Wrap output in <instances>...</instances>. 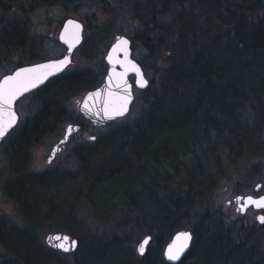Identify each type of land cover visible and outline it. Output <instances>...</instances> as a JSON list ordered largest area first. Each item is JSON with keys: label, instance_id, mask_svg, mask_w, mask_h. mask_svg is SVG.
<instances>
[{"label": "trees", "instance_id": "obj_1", "mask_svg": "<svg viewBox=\"0 0 264 264\" xmlns=\"http://www.w3.org/2000/svg\"><path fill=\"white\" fill-rule=\"evenodd\" d=\"M59 1L64 0H36L38 3ZM263 1L127 0V3L133 4L134 16L141 21V27L130 37L136 47H142L146 52L141 54L140 61L150 81L136 98L144 106L142 112L122 129L124 144L121 140H108L101 135L93 140L89 156L95 158L93 165L90 162L86 164V179H90V188L95 187V191L101 187L95 196H102L106 202L105 197L111 194L112 188L120 182L129 181L131 191L125 193L129 197L122 194L120 200L136 201L134 195L146 186L143 180L147 176L149 180L164 178L167 183L172 179L171 176L164 177L169 165L176 169L174 174H180L177 166L179 159L186 157L187 148L192 146L190 162L182 163L178 187L170 191L164 202L157 195L153 196L157 213L144 222L145 226L149 223L147 220H151V225L139 228L137 216H131L121 225L128 238L142 236L141 230L150 234L149 248L155 249L164 246L176 230L191 229L194 233L192 247L177 264H184L188 258L194 257V264H234L233 259L238 262L237 256L230 255L227 241L230 229L228 222L222 218L226 206L220 204L211 211L206 205H209L210 198H215L218 179L225 173L220 168L232 165L241 158H251L257 151H264V75H259L261 70L264 71ZM9 7L6 0H0V9ZM2 18L6 20V17ZM9 22L18 23L17 18ZM96 27L100 32L103 30L102 42L108 43L107 30L101 29V25ZM6 36H9L8 42L14 43L20 36L19 28L12 27ZM11 46L14 47V44ZM219 52L225 55L221 60L216 59ZM226 56H234V63H230ZM218 61L221 63L219 67ZM251 77L259 89L249 88ZM101 79L102 74L94 76L90 69L70 70L53 77L32 92L38 100L35 114L26 118L21 116L12 130L9 164L13 165L4 168L9 172L5 189L22 206L27 219L21 222V226L11 221L10 227L0 221V236L11 253L6 264L49 263L46 247L38 246L37 237L46 226H52L47 222L55 221L53 213L60 206L53 203L54 198L41 194L45 190L42 184H38V192L35 187L33 190L26 188L25 197L32 200L25 198L23 203L16 190L22 186L13 177L30 159L34 143L43 142L49 136L61 135L63 126L69 120L72 98L85 93L93 87V82ZM250 106H255L250 109L258 110L260 117H253L252 123L237 119L235 111ZM211 137L227 142L225 149L229 152L226 159L223 156L224 160L220 158V162H212L207 157L211 146L205 145L204 140ZM83 149L76 148L78 152ZM199 154L203 155V160L198 157ZM156 155L164 156L155 158ZM11 158L14 159L12 162ZM101 204L103 202L96 203L98 207ZM32 207L37 212L47 209L48 214H35ZM56 222L58 226L59 221ZM175 225L177 228H174ZM57 226L53 229H60V225ZM127 227L129 230L125 231ZM28 231L30 234H27ZM117 232V228L113 230L115 235ZM85 252L87 257L95 251H89L87 247ZM148 258L144 264H171L165 260L164 254L161 258Z\"/></svg>", "mask_w": 264, "mask_h": 264}, {"label": "rangeland", "instance_id": "obj_2", "mask_svg": "<svg viewBox=\"0 0 264 264\" xmlns=\"http://www.w3.org/2000/svg\"><path fill=\"white\" fill-rule=\"evenodd\" d=\"M6 1L11 3L10 7L8 8L10 10L8 13H6V9L1 11L2 13L0 16H5L6 20L0 18V34L2 33L1 27L6 26L10 20L12 21L16 18L18 20L21 13L20 7L27 5V10L25 9L24 12L28 17L29 22L33 23V25L38 28V31L44 34V42L42 41L41 43L40 41L39 47L40 54H42V56L55 57L61 54L62 49L57 45L56 38L52 35V30L60 26V24L68 16L82 19L88 23H91L88 33H90L94 28L97 29V25H101V29H106L109 35L108 38H106V41L108 40L107 49L115 40L118 33L131 36L134 35L141 27V21L136 16H134L133 4L127 3V0H64L53 3H38L36 0ZM261 5L262 9H264V4L261 3ZM18 7L19 11L16 10ZM1 40L2 39L0 35V43ZM3 44L4 43L0 44V77L14 68V65H10L8 60L13 62L17 59L16 57H18V54L21 53L13 52L12 49L8 52L5 50ZM79 54L80 51L75 52V57L79 58ZM6 55L9 57L6 58ZM20 57L23 56L21 55ZM223 57H225L223 53H216L217 60H221ZM233 57L234 56H228L227 60L230 63H234L235 59ZM82 59L95 63L101 59V56L100 54L95 55V53H91L89 58ZM160 60L159 62H161ZM217 64L219 67L221 64L220 61H218ZM259 75H264V71L261 70ZM248 86L252 90H257L258 88L256 86V81H253L252 77L249 79ZM83 94L74 96L72 98V108L69 110L68 114L69 120L67 123L82 125L81 129L75 131L71 136V141L68 144L69 149H72L69 163H67V165L64 167V165L60 162V159H54L53 157H51V163L48 162L50 154L56 150L54 145L61 137H63L64 133L66 132L67 123H65L60 136H49L43 142L37 141L34 143L30 159L24 166L20 167L21 169L15 177L12 176L13 178L18 179V182L22 186L20 189L16 190L20 194V198H22L21 201L23 203H25V198L31 199V197H25V193L28 191L27 189L32 188L33 190L35 187L34 190L37 191L38 184H42L41 187L45 190H43L41 194L43 196L46 195L51 199L54 198L53 203H57L60 206L59 210L53 213L55 221L49 220L47 223H50L53 228H56V221H59L60 227L59 225L57 227L60 229H55L56 231L59 230L60 232H67L75 237L79 236V247L75 252L70 251L63 253L61 252L62 250L60 251L56 248H53L51 249L53 250V255L51 256L48 250H50V247L52 248L51 244L54 241L53 239H50L48 235L49 232L52 231H40L38 233L40 238L37 237V244L40 247L43 245L46 247L45 251L47 252L50 259L49 263L47 264H74V262L75 264H83L85 263L86 258H89L90 256L87 255L86 257V254H88L85 252L87 247H89V251L94 250L95 252H89L91 256L89 261L85 264H144L146 263L145 261L149 259L148 257L161 258L164 254L163 245L156 249L149 248L150 245H148L146 253L140 255L138 253V244L140 243L143 236L146 235V233H142L141 230L142 236L128 238L125 237L126 234L124 233V228L121 225L131 216H137L139 228L142 227L145 229L151 225V220H147L149 223L145 226L144 222L146 219H151L149 216H153L157 213V211L154 210L156 208V205L154 204L155 202L153 200L154 197L157 195V198L164 202L167 196L170 195V191L178 187L179 183H181L180 176L183 171L182 163L186 164V162H190V152L192 150V146L191 148H187L185 153L187 156H181L179 159L180 162L178 164L176 163L180 168V174H174L176 169L174 166L170 165L168 166V169H166L167 172L166 170L164 171V177L171 176L172 178L167 180V183L169 184L164 182V178H154L153 180H149L147 176L143 180L144 183H147L146 186L142 189H138V193L134 195L136 196L135 198H137L136 201H129L126 198L124 202L120 200L121 195L123 194L124 196L129 197V195L126 194H128V191L131 190L128 185L129 181H123L120 182L118 186H115L114 189H111V194L105 197L108 201L106 202L102 196H95V193L101 191V187H98V190L95 191V187L93 189L90 188V179H86V175L88 174L85 173V169L87 167L86 164H88V162L92 164V161L95 158V156L94 158H92L93 156L91 158L89 156V152L91 150L90 147L92 146L93 142V140L90 138L95 136L96 139L94 141H96L101 135L102 137L105 136V138L108 140H121V144H124L125 137L122 131L123 127L126 124L131 123L133 121L132 119L142 112V107L144 106L135 101L127 115L110 124L95 126L90 121L83 119L79 112V102L82 99ZM238 101L243 102L244 100ZM254 107L255 106H250L243 109H237L235 111L238 114L236 115L237 119L242 120V122L252 123L253 117H256L257 115L260 117L258 110L250 109ZM37 108L38 100L35 93L27 94L17 102V111L19 112L20 116H22V118L34 115V112ZM200 138L203 139L204 137ZM204 143L205 145L208 144L211 146L207 157L212 160V162H220V158H222V160L226 159L225 156L228 155L229 152L228 149H225L227 142H223V140L220 139L215 140V138L211 137L205 139ZM190 144L193 143L190 141ZM77 147H80L81 149L85 148V150L83 149L78 152L76 150ZM87 156L89 158H87ZM99 156H96V160H99ZM163 156L156 155L155 158H160ZM202 156V154H199L198 157L203 160ZM9 157L4 158L3 155L0 154V216L5 214L9 217L10 215L11 220L17 225L21 226V222L23 221L24 223L26 218L23 208L14 200L13 197H10L9 191L5 189L9 172L7 169V171L4 169L6 165H4V159L10 162ZM252 159H249L248 161L240 160L236 163H233L231 166L237 168L249 166ZM13 160L14 159L11 158V162ZM8 165L13 164L11 163ZM10 168H12V166H10ZM230 171L234 172L236 169L231 168ZM225 174L226 173L221 174L218 179L221 183V186L223 185V188L231 186V181H222V176ZM112 184L113 183H109V185ZM218 186H216L215 198H210L209 205H206V207L211 211L214 209V207L218 206L217 204L224 205L226 201L230 199L228 193H226L227 191H222V189L220 190ZM41 194L40 196L42 197ZM59 197L61 200H59ZM219 199L221 202H219ZM97 201H99V203L103 202V204L98 207L96 205ZM27 208H29V206H27ZM32 210V212L40 216H45L48 214L46 212L47 209H39V212H37L36 209L32 207ZM204 225L205 223L203 224V228ZM116 228L119 232H117L115 235L113 230ZM174 228H177V225H175ZM185 228L189 229L188 227ZM128 230V227L125 228V231ZM27 234H30V232L28 231ZM80 247L85 254L81 251ZM194 263H196V257L188 258L184 262V264Z\"/></svg>", "mask_w": 264, "mask_h": 264}, {"label": "flooded vegetation", "instance_id": "obj_3", "mask_svg": "<svg viewBox=\"0 0 264 264\" xmlns=\"http://www.w3.org/2000/svg\"><path fill=\"white\" fill-rule=\"evenodd\" d=\"M26 6L27 5H23L20 7L21 13L18 19L19 22L17 20L18 23L12 24L11 22H9L6 26L1 27L2 29V33L0 34L1 39H2L1 43H4L3 45L5 47V50L9 52L12 49L13 52L22 53V54L21 53L18 54V57H16L17 59L13 61L14 63L8 60V62H10V65L12 64L14 65V68L12 70H9L6 73L13 71L16 67L21 66V65L33 63V62L47 59V58L60 57L67 50V46L64 43H62L60 40V32H61V28L63 26L64 21L70 16L66 17L64 21L60 24V26L52 30V35L56 38L57 45L62 49L61 54L55 57L42 56V54H40L39 47H40V41L41 43L42 41L44 42V34L39 32L38 28L35 27L33 23L29 22L28 17L27 15H25V12H24L26 9ZM2 10H5V8L0 9V15L2 13L1 12ZM9 10L10 9L7 8L6 13H8ZM16 10L19 11V7ZM2 17L3 16H0V18ZM80 20L83 22V25H84L82 42L74 50L72 54V62L59 75L66 74L70 72V70H72L73 72L74 70L76 71L79 69H90L92 70L94 76L98 77L99 75L102 74V79L99 82L95 81L92 84V80H91L90 84H92V86L94 87L103 80L105 73L108 69V63L106 61V54L109 48L107 49L108 45L106 42H102V38H101V36L103 35L102 31L100 32L96 28H94L92 29L90 33H88L91 23H88L87 21L82 20V19ZM9 25H10V28H9ZM12 27L19 28V34H20L18 40L15 41L14 43L8 42L7 39H9V36L8 38L6 36L9 32V29H11ZM12 44H14V47L11 46ZM131 47H132L133 57H135L139 62H141L140 56L141 54L143 55L144 53H146L145 50L142 47H139V46L136 47L132 38H131ZM77 51L78 52L80 51L79 58L75 57V52ZM91 53H95V55L100 54L101 59H99L95 63H92L89 60L87 61V60L82 59V58H89ZM21 55L23 57H20ZM8 57L9 56L6 55V58ZM18 62H21V63L19 64ZM142 67L144 69L146 77L149 80V77L145 71V67L143 65ZM132 79H134V76H132ZM141 89H144V88L134 87L135 100L133 104L135 103L138 92ZM80 129H81V126H79L78 130ZM11 132L12 130L8 131L7 135L0 142V154H2L4 158L9 157L11 153V138H12ZM74 132L75 131L73 130L72 134L68 136L65 143L63 144L61 143V140L64 137L63 136L59 139L58 141L59 143L57 142L54 145V148H56V150H55V155L52 157L54 159L55 158L60 159V162L64 165V167L67 165V163H69V160L71 159L70 157H71L72 149H69L68 144L70 143L71 136L74 134ZM57 148L59 149L58 151H57ZM249 159H252L249 166L237 168V167H233L229 165V166H224L219 169V170L224 169V172L225 173L227 172V174L222 176V181L223 182L231 181L230 182L231 186L224 187V188H223V185L221 186V183L219 181L218 188L220 190L222 189V191H227L226 193H228L229 198H230L224 204L226 206V212L223 211L222 214H224V216L222 215V218H224L228 222L229 229H230L227 231V241H228V244L230 245V248H229L230 255L232 254L238 257V262L236 263L234 262V259H233L234 264H241V263L242 264H264V224H261L257 219L258 215H264V209L258 210V209L249 207L247 212H245L244 214H241L236 211L237 205L235 203V197L245 196V195H252L254 197H259V196L264 195V151H257L255 152V155L253 154L251 158H241V159H238V161L240 160L248 161ZM8 164H9V161L8 160L6 161L4 159L5 167ZM231 168L236 169V171L231 172L230 171ZM237 174H240V175H237ZM229 201H232V203H229ZM219 202H221L220 199H219ZM217 205H220V204H217ZM1 220L5 222L3 224L8 225L10 227L11 221H12L10 215L9 217L5 214L1 215L0 221ZM44 230L47 232L52 231V232H49V235H48L54 241L51 244L52 248L50 247V250H48L49 254H51L52 256L53 250L51 249L56 248L61 251V249L55 247V245L59 244L62 239L59 241L56 240L55 235L56 234L63 235V234H69V233L60 232L59 230L56 231L55 229H53V226H46V229L44 228L43 230H41V232ZM0 245H1L0 264H6V262L10 260L11 253L4 245V241L1 236H0ZM76 249L73 252H75ZM61 252L64 253V251H61Z\"/></svg>", "mask_w": 264, "mask_h": 264}, {"label": "snow or ice", "instance_id": "obj_4", "mask_svg": "<svg viewBox=\"0 0 264 264\" xmlns=\"http://www.w3.org/2000/svg\"><path fill=\"white\" fill-rule=\"evenodd\" d=\"M69 24L74 25L77 33L81 30L82 26L79 23L74 21H68ZM79 37L77 36V39ZM129 41L127 39L117 37V43L113 46V52H116L118 49L121 51L127 52L126 46ZM109 61L111 62L113 57L109 55ZM122 63L121 61H117ZM71 60L68 56H65L64 59L55 60L47 64H38L31 68H20L12 75H6L0 79V140H2L12 129L18 120L17 113L14 110V104L16 100L24 95L26 92L31 91L32 89L37 88L40 84L44 83L49 76L55 75L63 71L69 64ZM131 68L133 71L137 72L141 76L140 87H145L147 81L143 79V75L140 73V69L136 65L132 64ZM123 74H121V79ZM111 82V77L109 78ZM128 87H125L124 95H113L109 93V99L104 103L103 113L107 119H116L117 117H122L128 111V105L131 102V93L128 91ZM101 97V92L97 91L95 93H90L88 97L83 102V110L86 112H91L92 108L90 107V102L96 98ZM98 115L99 113H94ZM78 131V129H77ZM73 132L72 126H68L66 129V137L70 136ZM90 139L95 140L96 137L93 136ZM61 143H65L64 140ZM59 149L57 148V151ZM55 155V152L50 154L49 163H51V157ZM232 203V201H229ZM235 203L237 205L236 211L244 214L247 212L249 207L255 209H264V196L254 198L251 195L248 196H237L235 197ZM258 221L261 224H264V215L257 216ZM51 239V238H50ZM56 240L63 239L67 241L68 237L61 238L60 236L55 237ZM192 236L189 232H181L176 237V242L168 246L167 255L170 260H178L180 254L188 246V242L191 241ZM75 241H72L71 244L59 243L55 247L61 249L64 252H70L75 249ZM148 244V239H144L140 244L138 251L141 255L144 254L145 245Z\"/></svg>", "mask_w": 264, "mask_h": 264}, {"label": "water", "instance_id": "obj_5", "mask_svg": "<svg viewBox=\"0 0 264 264\" xmlns=\"http://www.w3.org/2000/svg\"><path fill=\"white\" fill-rule=\"evenodd\" d=\"M68 21H74L75 23H79L82 26L81 30H79V32L77 33V30L75 29L74 25L69 24ZM83 30H84V25H83V22L80 19L75 18V17H68L64 21L63 26L61 28V32H60V40H61L62 43H64L67 46V50L62 56L55 57V58H47V59L39 60V61H36V62H33V63H29V64L18 66L13 71H11L9 73H6L3 76H1L0 79H2L6 75L14 74L20 68H31V67H34V66H36L38 64H47V63H50V62L55 61V60L64 59L65 56H68L69 59L72 62V54H73L74 50L77 48V46L82 42ZM77 36L79 37L78 39H77ZM117 37H121V38L127 39L129 41L128 45L126 46V49H127L126 53L124 51L119 50V49L116 52H113V46L117 43ZM109 55H112V57H113L111 62L108 59ZM106 61L108 63V69H107V71L105 73V76H104L103 80L98 85H96V86L90 88L89 90H87L85 92V94L83 95L80 103H79V110H80V113L82 114V116L84 118L90 120L93 123V125H95V126H103V125L111 123L112 121L120 118V117H117L116 119H107L104 116V113H103L104 103L103 102H105V101H107L109 99V93H112L114 96L115 95H121L122 96L125 93L126 85L130 86V87H128V91L131 93V102L128 105V111L125 113V115H126L130 111L132 103L135 100L134 87L145 88L149 84V80H148V78L145 75V72H144V69H143L141 63L135 57H133V55H132L131 38L128 35H126V34H117L116 35L115 40L110 45V47H109V49L107 51ZM117 61H121L122 63H118ZM132 64L136 65V67H138L140 69V73L143 75V79L148 82L145 87H140L141 76H140V74H138L137 72L132 70V68H131ZM63 71H61V72H59V73H57L55 75L49 76L48 79L44 81V83L40 84L37 88L32 89L29 92H26L24 95H26V94H28V93L40 88L41 86L46 84L50 79H52L53 77L61 74ZM121 74H123L122 79H121ZM132 76H134V79H132ZM110 77H111V82L109 81ZM97 91L101 92V97L100 98H96L92 102H90V107L92 108V111L91 112L84 111L83 110V102H84V100L88 97V95L90 93H95ZM24 95H22L21 97H23ZM21 97H19L16 100L15 104H14V110L16 111L17 117H18L16 125L18 124L19 119H20V114L17 111V102L19 101V99ZM97 112L99 113L98 115L94 114V113H97ZM68 126H72L74 131H77V129H79V125L68 124L67 128H68ZM12 129H10V130H12ZM67 138H68V136L66 137V133H65L64 138L62 140L66 141ZM1 141L2 140H0V142ZM245 196H248V195H245ZM262 196H264V195H262ZM254 198H258V197H254ZM181 232H189V233H191L192 239H191V241L188 242L187 248H185L184 251L180 254V257H179L178 260H170L168 258V255H167L168 246L173 244L174 242H176V237ZM55 236L56 237L60 236L61 238H63V237H68L69 238L67 241H64L62 239L60 241V243L71 244L72 241H75V242H77L76 246H75V249L78 246V239L76 237H71L69 234H63V235L56 234ZM144 239H148V244H149L150 240L152 239V236L150 234L145 235L141 239L140 243L138 244V248H139L140 244L143 242ZM193 239H194V233L192 232L191 229L182 228V229L176 230L173 233V235L171 236V238L169 239V241L164 245L163 252H164L165 260L168 263H171V264L179 263L187 255V253L190 251V249L192 247ZM148 244L145 245L144 254L147 251Z\"/></svg>", "mask_w": 264, "mask_h": 264}, {"label": "bare ground", "instance_id": "obj_6", "mask_svg": "<svg viewBox=\"0 0 264 264\" xmlns=\"http://www.w3.org/2000/svg\"><path fill=\"white\" fill-rule=\"evenodd\" d=\"M141 63V62H140ZM146 88V87H145ZM139 253V252H138ZM140 254V253H139ZM141 255V254H140Z\"/></svg>", "mask_w": 264, "mask_h": 264}]
</instances>
